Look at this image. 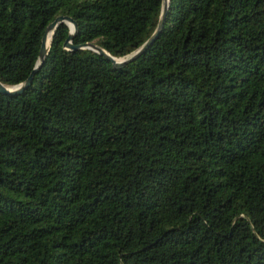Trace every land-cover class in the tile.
I'll return each mask as SVG.
<instances>
[{"label":"trees","instance_id":"trees-1","mask_svg":"<svg viewBox=\"0 0 264 264\" xmlns=\"http://www.w3.org/2000/svg\"><path fill=\"white\" fill-rule=\"evenodd\" d=\"M164 0H0V81L57 17L128 57ZM56 28L0 92V264H264V0H170L117 66Z\"/></svg>","mask_w":264,"mask_h":264},{"label":"water","instance_id":"water-1","mask_svg":"<svg viewBox=\"0 0 264 264\" xmlns=\"http://www.w3.org/2000/svg\"><path fill=\"white\" fill-rule=\"evenodd\" d=\"M169 2H170V0H164L163 11H162V15L160 17V21L158 23L156 30L151 35V37L141 47L136 49L131 55H129L128 57H122V58L121 57L117 58V57L110 55L106 50L97 46L94 43H87L85 45H74L73 44V38H74V36L78 30L76 21L71 16L61 15V16L57 17L56 20L54 22H52L46 30V33L42 39V44H41V49H40L39 59H38L37 65H36L35 69L33 70V72L31 73V75L28 77V79H26L24 82L19 83L17 85H6L0 81V92L5 93V94L18 95V94L22 93L26 88H28L32 84L33 77H34L35 73L39 70V68L41 67L42 63L44 62V60L47 56L48 48H49V45L51 43L52 36H53L56 28L58 27V25L62 22H66L70 26V35L64 44V46L67 49H78V48L93 49V50H95L101 54H105L107 56V58L110 59L111 61H113V63L117 66L125 65L126 63L137 59L143 53H145L147 51V49L160 36V34L164 28V23L166 20V15L168 12V7H169Z\"/></svg>","mask_w":264,"mask_h":264}]
</instances>
